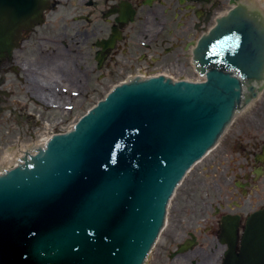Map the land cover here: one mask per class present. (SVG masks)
Instances as JSON below:
<instances>
[{"label": "water", "instance_id": "water-1", "mask_svg": "<svg viewBox=\"0 0 264 264\" xmlns=\"http://www.w3.org/2000/svg\"><path fill=\"white\" fill-rule=\"evenodd\" d=\"M46 5L0 0V57ZM261 17L234 9L220 19L192 52L197 70L224 65L260 79ZM208 77L115 87L71 131L49 138L29 165L1 176L0 264H143L173 189L213 147L239 102L236 79ZM227 241H235L234 230ZM239 250L229 249L225 264H264V206L249 217Z\"/></svg>", "mask_w": 264, "mask_h": 264}, {"label": "flooded vegetation", "instance_id": "flooded-vegetation-1", "mask_svg": "<svg viewBox=\"0 0 264 264\" xmlns=\"http://www.w3.org/2000/svg\"><path fill=\"white\" fill-rule=\"evenodd\" d=\"M234 9L264 19L258 0H47L40 19L0 57V177L29 165L49 130L60 134L66 124L69 131L117 86L158 77L207 82L209 72L222 73L237 80L240 99L199 158L222 146L209 184L215 193L183 197L170 211L197 160L173 189L145 264L151 257L153 264H225L229 249L240 252L249 217L264 206V68L251 80L224 65L199 72L192 52Z\"/></svg>", "mask_w": 264, "mask_h": 264}, {"label": "rangeland", "instance_id": "rangeland-1", "mask_svg": "<svg viewBox=\"0 0 264 264\" xmlns=\"http://www.w3.org/2000/svg\"><path fill=\"white\" fill-rule=\"evenodd\" d=\"M258 1H264V0H258ZM52 126H50L51 129ZM67 128L66 124H63L62 127H60L61 131L63 129ZM50 135V130L48 131V135ZM40 139V138H39ZM38 137L35 138L33 141H39ZM226 145V141L223 143ZM222 146H218L216 149L210 152L207 156H204L202 160H199L197 164H195L191 170H189L188 174L185 178H183V182L180 184V187H178L172 197L171 201V210L173 211L175 209V206L182 201L181 199L184 198H197V197H206L207 195H213L215 193V189L213 187L214 183L213 181V174H215V169L213 168L214 164L219 162L216 161V157L218 158V155L221 151ZM210 181L214 182L213 186L212 184L209 186ZM174 212V211H173ZM153 256V254H152ZM154 259L151 257L149 264H153Z\"/></svg>", "mask_w": 264, "mask_h": 264}]
</instances>
